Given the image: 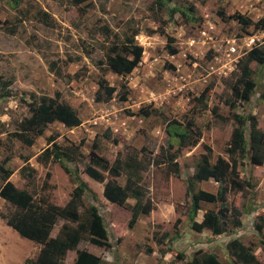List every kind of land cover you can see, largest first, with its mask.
<instances>
[{
	"label": "rangeland",
	"instance_id": "rangeland-1",
	"mask_svg": "<svg viewBox=\"0 0 264 264\" xmlns=\"http://www.w3.org/2000/svg\"><path fill=\"white\" fill-rule=\"evenodd\" d=\"M77 1L0 0V23L13 30L9 33L0 28V81L12 82L8 88L11 96L3 97L4 90L0 89V162L9 157L4 166L12 170L10 179L35 199L47 197L50 202L63 205L76 186L74 175L66 172L59 162L47 166L37 163L35 156L46 146V138L51 134L57 135L55 141L59 145L78 144L83 139L80 147L83 158L65 164L72 171L77 169L80 179L88 185L90 192L83 195L80 210L91 204L98 208L111 247L97 248L84 240L78 249L99 255L103 264H185L196 252L215 253L220 264H230L226 244L238 238L253 245L256 257L264 262L261 234L254 226L264 217V164L255 166L247 157L239 158V175L253 186L227 193L229 206L242 212L240 227L227 233L214 236L207 231L192 230L187 216L191 199L185 194L188 178L204 152L203 144L211 147L212 161L219 155L228 159L226 147L233 121L232 109L226 101L237 78L236 62L250 49L252 39L255 44L264 41V33L253 26L242 27L233 19H224L217 10L222 9L226 15L238 11L256 21L264 16V0H169L161 9L155 0ZM89 1L91 7L83 11L82 6ZM162 20L166 22L165 32L174 38L173 43L168 44L165 35L154 32ZM132 29L139 31L135 40L143 47L141 60L124 77L106 71L104 77L117 88V94L108 102H97L96 81L101 76L97 63L105 59L115 35L122 40ZM231 45L236 47L234 54L228 53ZM168 47H174L176 52L170 54ZM52 61H57L61 76L50 69ZM250 66L255 87L250 99L239 101L235 111L256 115L259 127L264 130V100L259 96L264 93V64L252 62ZM74 73L84 77L71 78ZM123 81L130 89L126 101L118 99ZM207 85H212V89L203 108L195 98ZM55 92L76 110L82 123L71 128L51 123L32 146L12 137L10 133L17 129L21 119L31 114L26 101L32 95L37 100L40 96L53 97ZM149 105L160 116L136 114L140 107ZM215 106L217 115L226 117V121L212 112ZM188 122L198 127L201 138L196 146L179 152L177 160L182 166L175 176L167 173L166 164L157 165L155 160L169 151L171 141L172 150L176 149V137L171 133L181 131ZM106 132L108 136L104 135ZM94 139L99 142L98 153L110 163L116 158L123 162L131 158L141 165L133 169V175L142 187L143 201L150 199L154 209L149 214H139L132 225L130 210L107 201L101 194L104 183L84 172ZM23 166L29 168L21 174ZM46 171L51 173L49 178H45ZM129 171L123 165L121 175L115 179L124 185ZM217 186L211 179L196 183L194 189L216 192ZM134 202L133 198L127 200L129 205ZM200 204L203 209L213 210L219 205L203 201ZM14 209L0 200V214ZM179 216L182 222L175 229L174 222ZM2 221L0 264H23L26 258L34 257L40 245L21 237ZM63 222L56 223L51 236ZM175 232H178L176 239ZM165 233L168 237H164ZM147 248L152 250L151 254L145 253ZM162 249L171 252L161 255ZM177 253H183L184 260L178 259ZM74 257L75 251H68L65 263L72 264Z\"/></svg>",
	"mask_w": 264,
	"mask_h": 264
},
{
	"label": "trees",
	"instance_id": "trees-1",
	"mask_svg": "<svg viewBox=\"0 0 264 264\" xmlns=\"http://www.w3.org/2000/svg\"><path fill=\"white\" fill-rule=\"evenodd\" d=\"M166 1L168 2L169 0H155L154 2L157 4V8L161 9ZM77 2L80 3L83 0H78ZM91 5V1L85 3L82 6L83 11L88 10ZM189 10H193L192 6ZM217 14L224 19L235 20L242 27L253 26L257 31L264 33V16L253 21L249 16L238 11L226 15L220 9L217 10ZM43 16H47V14L43 13ZM2 24L3 22L0 23V28H5L9 33H13L12 29L3 27ZM165 24V20H162L159 28L154 32L165 35L168 44H170L174 42V38L165 32ZM138 32L137 29H132L131 33L125 35L122 40L115 35L113 41L107 47L105 59L98 61L97 64L100 68L101 76L96 81L98 88L95 93V101L108 102L117 94V88L110 85L104 77L106 71L109 70L124 77L130 74L140 62L143 47L135 40ZM168 51L170 54L176 52L174 47H168ZM69 60L72 59L69 57ZM252 62L264 64V41L256 43L236 62L237 78L231 85V96L226 101V104L232 109L230 118L233 121L228 146L226 147L228 159L219 155L215 161H212L211 147L203 144L204 152L198 157L193 173L188 178L185 194L190 197L191 203L187 216L189 226L195 232H202L207 229L212 235L216 236L227 233L232 228L240 227L242 212L236 207L229 206L227 193L230 190L239 192L245 188H252L253 184L249 180L240 177L239 158L247 157L250 164L255 166L264 164V130L259 127L257 116L251 113L242 114L235 111L238 107V102L248 101L253 93L255 82L252 79L253 71L250 66ZM50 69L61 76L58 71L57 61L50 63ZM70 77L82 79L84 76L81 73H74ZM11 84V80L0 81V89L4 90L3 97L11 96L8 89ZM211 89L212 85H207L202 90L199 96L195 98L197 105L203 108L206 107L205 100ZM129 92L130 89L127 83L125 81L121 82L118 99L126 101ZM60 96L59 92H55L53 97L40 96L37 100L32 95L31 98H33L30 101H26V104L31 109V114L21 119L17 129L10 133L11 136L27 146H32L35 139L42 136L47 126L51 123L59 122L68 128L79 126L82 121L76 110L68 103L62 101ZM259 96L264 100V93L259 94ZM211 110L217 115L216 106ZM136 114L142 117H148L151 114L160 116L159 112L155 108L150 107V105L149 107H140ZM217 116L223 121L227 120L226 117ZM107 132L104 134L105 136H108ZM171 134L176 137V149L172 150L174 145L171 141L169 143V151L160 155L155 160V163L157 165L166 164L167 173L177 176L180 173V166H182L177 160L179 152L183 148L196 146L201 138V133L198 127L188 122L184 129L181 131L175 130ZM246 134L248 135V140H246ZM56 138V134H51L46 138L47 146L36 157V160L44 166L59 162L66 172L74 175L76 186L72 190L69 199L64 205H57L50 202L47 197L35 199L28 190L17 188L8 180L12 170L4 166L9 160V157L6 156L0 162V178L2 180L0 197L14 206L15 209L8 214H0L1 218L6 225L10 226L21 237L40 245L36 255L32 258H26L23 264H66L65 257L68 251H75L72 264H103V259L99 255L85 248H77L78 244L84 240L97 248L108 249L111 247L109 235L98 208L91 204L83 211L80 210L83 195L88 191L90 192L88 185L80 179L77 169L72 171L65 164V162H73L78 158H83L80 147L84 140L82 139L78 144L59 145L55 141ZM112 140L114 143L117 142L114 138ZM98 148L99 142L94 139L88 153V163L84 167V172L93 180L104 183L102 194L107 201L130 210L129 224L132 225L139 214H149L153 209V203L150 199L143 201L142 187L133 175V169L140 168L141 165L131 158L127 162L116 158L113 163H110L107 158L98 153ZM123 165L130 169V176L128 175L125 184L121 185L115 178L121 175ZM27 168L21 167L20 173L24 174L28 170ZM31 170L34 171V169ZM29 172H31L30 169ZM50 176V171H46L45 178ZM211 179L218 184L216 192L200 188L194 189L196 183ZM129 198L135 199L134 204H127ZM202 201L219 205L216 210L203 209L200 204ZM200 210L202 211V219L197 221L195 217ZM59 220L64 222L57 233L51 236L54 226ZM181 222L182 218L177 217L174 222V228L177 229ZM254 226L261 234V244L264 250V232L262 233L264 217L261 218V222L254 223ZM177 236L178 232H175L174 239ZM164 237H168V234L165 233ZM162 240L158 239V242H162ZM226 250L231 257L230 264H264L256 257L254 246L244 244L238 238L229 240L226 244ZM167 252H171V250L162 249L160 254L165 255ZM145 253L151 254L152 250L147 248ZM176 257L184 260L185 255L177 253ZM185 264H220V261L215 253L196 252L192 259Z\"/></svg>",
	"mask_w": 264,
	"mask_h": 264
},
{
	"label": "crops",
	"instance_id": "crops-1",
	"mask_svg": "<svg viewBox=\"0 0 264 264\" xmlns=\"http://www.w3.org/2000/svg\"><path fill=\"white\" fill-rule=\"evenodd\" d=\"M97 88H98V87H97ZM58 123H59V122H58ZM60 124H61V123H60ZM62 125H63V124H62ZM63 126H64V125H63ZM76 127H77V126H76ZM39 137H40V136H39ZM33 145H34V144H33ZM46 146H47V145H46ZM46 146H45V147H46ZM45 147H44V148H45ZM44 148H43V149H44ZM187 148H189V147H187ZM43 149H41V150L39 151V153L36 154L35 159H36V157L41 153V151H42ZM36 161H37V160H36ZM37 163H39V162H37ZM5 168H6V167H5ZM11 175H12V174H11ZM11 175H10V176H11ZM8 180H10V181L14 184V182L10 179V177L8 178ZM202 182H204V181H202ZM14 185H15V184H14ZM15 186H16V185H15ZM16 187H17V186H16ZM17 188H18V187H17ZM102 190H103V188H102ZM101 194H102V191H101ZM102 196H103V194H102ZM0 200H2V201L5 202V199H3L2 197H0ZM64 204H65V203H64ZM64 204H63V205H64ZM57 205H58V204H57ZM153 209H154V205H153ZM153 209H152V210H153ZM152 210H151V211H152ZM179 217H180V216H179ZM1 219H2V218H1ZM1 219H0V221L3 220V219H2V220H1ZM201 219H202V212L200 213V211H199V212L197 213V216L195 217V220L200 221ZM2 222H4V220H3ZM4 223H5V222H4ZM188 224H189V222H188ZM5 225H6V223H5ZM6 226H8V225H6ZM8 227H10V226H8ZM10 228H11V227H10ZM205 231H207L208 233H211V232H210L209 230H207V229L203 230L202 232H205ZM202 232H197V233H202ZM37 244H38V243H37ZM39 249H40V248H38V250H39ZM190 260H191V259H190Z\"/></svg>",
	"mask_w": 264,
	"mask_h": 264
},
{
	"label": "built area",
	"instance_id": "built-area-1",
	"mask_svg": "<svg viewBox=\"0 0 264 264\" xmlns=\"http://www.w3.org/2000/svg\"><path fill=\"white\" fill-rule=\"evenodd\" d=\"M202 35H206V31H202ZM253 44H255V43H254V40L252 39L249 47L251 48L253 46ZM227 50H228L229 54H234L236 52V47L234 45H231L228 47Z\"/></svg>",
	"mask_w": 264,
	"mask_h": 264
}]
</instances>
